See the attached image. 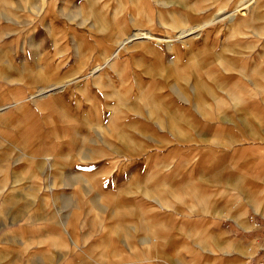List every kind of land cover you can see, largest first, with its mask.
Listing matches in <instances>:
<instances>
[{"label": "rangeland", "instance_id": "obj_1", "mask_svg": "<svg viewBox=\"0 0 264 264\" xmlns=\"http://www.w3.org/2000/svg\"><path fill=\"white\" fill-rule=\"evenodd\" d=\"M256 202L264 0H0V264H262Z\"/></svg>", "mask_w": 264, "mask_h": 264}, {"label": "crops", "instance_id": "obj_2", "mask_svg": "<svg viewBox=\"0 0 264 264\" xmlns=\"http://www.w3.org/2000/svg\"><path fill=\"white\" fill-rule=\"evenodd\" d=\"M120 57V55L119 54H117L114 58H119ZM111 59V58H110ZM109 59V60H110ZM104 61H106V60H104ZM199 84V83H198ZM197 84H196V90L198 89L197 88ZM253 209H254V211L257 213V214H259L260 216H262V217H264V206H262L260 203H255L254 205H253ZM245 214L244 213H239L238 215H234L235 217H236V220L240 223V226H243V225H245L246 224V222L244 221V216ZM261 262H262V264H264V259H262L261 260ZM238 264H241V263H238Z\"/></svg>", "mask_w": 264, "mask_h": 264}, {"label": "bare ground", "instance_id": "obj_3", "mask_svg": "<svg viewBox=\"0 0 264 264\" xmlns=\"http://www.w3.org/2000/svg\"><path fill=\"white\" fill-rule=\"evenodd\" d=\"M185 33H186L185 31L182 32V34H185ZM198 91H200V90L198 89Z\"/></svg>", "mask_w": 264, "mask_h": 264}]
</instances>
